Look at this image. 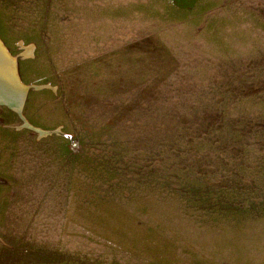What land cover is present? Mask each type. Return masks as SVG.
Segmentation results:
<instances>
[{"label": "rangeland", "instance_id": "rangeland-1", "mask_svg": "<svg viewBox=\"0 0 264 264\" xmlns=\"http://www.w3.org/2000/svg\"><path fill=\"white\" fill-rule=\"evenodd\" d=\"M0 39V264H264V0H0Z\"/></svg>", "mask_w": 264, "mask_h": 264}, {"label": "water", "instance_id": "water-1", "mask_svg": "<svg viewBox=\"0 0 264 264\" xmlns=\"http://www.w3.org/2000/svg\"><path fill=\"white\" fill-rule=\"evenodd\" d=\"M0 67L7 68L5 70L9 71L8 74H9L10 79L8 81H9L10 85L13 87L12 89L10 88V92L11 91L15 92V90H16L15 94L20 95L21 89H22L21 96L23 95V102L21 103V106L19 105V108H22L24 101H25V98H26V95H27V92L29 90V87H23L21 85L22 82L20 81L19 76H18L16 59L12 60L11 54L9 53L7 48H5V46L3 45V43L1 41H0ZM1 90L3 91V89H1ZM0 94L3 96V98H4L3 100L5 102L6 101L9 102L10 98L7 97L6 94H4V93H0Z\"/></svg>", "mask_w": 264, "mask_h": 264}, {"label": "bare ground", "instance_id": "bare-ground-1", "mask_svg": "<svg viewBox=\"0 0 264 264\" xmlns=\"http://www.w3.org/2000/svg\"><path fill=\"white\" fill-rule=\"evenodd\" d=\"M1 41V39H0ZM2 42V41H1ZM3 43V42H2ZM4 45V44H3ZM5 46V45H4ZM6 48V46H5ZM10 53V52H9ZM11 54V53H10ZM12 60H15L16 58L14 56L11 55ZM4 67H0V90L3 89V91L0 93H4L6 94L7 97L10 98L9 102H5L3 99V96L0 94V105H6L8 106L10 109L14 110L15 112H17L18 114H20L21 118L24 119L25 125H28L27 122L25 121V118L23 117V115L21 114L22 112V108H19V105L21 106V103L23 102V95L21 96L22 93V89H21V93L20 95H16V90L11 91L10 92V88L12 89L13 87L10 85L9 83V71L7 72ZM19 76V75H18ZM20 79V77H19ZM21 81V80H20ZM22 82V81H21ZM23 87H28L25 86L23 83L21 84ZM10 95V96H9ZM16 95V96H15ZM15 98V99H14ZM24 105V104H23ZM23 107V106H22Z\"/></svg>", "mask_w": 264, "mask_h": 264}]
</instances>
